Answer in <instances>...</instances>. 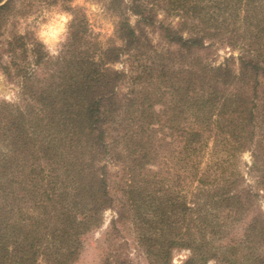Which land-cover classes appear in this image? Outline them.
Returning a JSON list of instances; mask_svg holds the SVG:
<instances>
[{"label": "trees", "instance_id": "trees-1", "mask_svg": "<svg viewBox=\"0 0 264 264\" xmlns=\"http://www.w3.org/2000/svg\"><path fill=\"white\" fill-rule=\"evenodd\" d=\"M26 1L0 0V35ZM101 1L106 47L68 5L58 56L0 42V264H77L108 211L103 264H137L129 224L147 264H264V0Z\"/></svg>", "mask_w": 264, "mask_h": 264}, {"label": "rangeland", "instance_id": "rangeland-1", "mask_svg": "<svg viewBox=\"0 0 264 264\" xmlns=\"http://www.w3.org/2000/svg\"><path fill=\"white\" fill-rule=\"evenodd\" d=\"M67 5L71 6V8L79 9L85 14L98 43L106 47L113 35L116 17L106 10L104 2L101 0H73ZM67 5L62 0L59 3H53L51 0H27L20 7L22 13L11 19L6 29L1 32L0 42L12 38L15 34H30L45 44L52 57L58 56L66 41L69 26L73 20V15L69 10H66ZM172 20L174 23L178 22L176 18ZM56 22L62 26V31H60L59 36L53 41L42 33L47 31L46 26ZM132 22H136L135 17H132ZM154 39L157 40V36L154 35ZM230 54V49L220 48L216 63H222ZM235 55H238V52H235ZM122 66L117 65V68L122 69ZM0 100L20 101L18 85L10 83L1 72ZM241 162V166L244 163L251 165L252 158L250 153L244 154ZM243 169L247 179L253 182L251 176L247 174V169L244 167ZM112 170L117 171L118 169L112 168ZM114 216V212L108 211L105 215L103 228L85 238V247L77 264H103L109 244L113 242L108 232ZM121 231L122 237L119 241H128L129 247L126 253L130 255L131 260L137 264H147L146 256L137 243L136 232L133 226L129 224L121 228ZM188 255V251L175 252L174 263L181 264L187 259Z\"/></svg>", "mask_w": 264, "mask_h": 264}, {"label": "clouds", "instance_id": "clouds-1", "mask_svg": "<svg viewBox=\"0 0 264 264\" xmlns=\"http://www.w3.org/2000/svg\"><path fill=\"white\" fill-rule=\"evenodd\" d=\"M46 28L47 31L42 34L49 37L53 41L59 36L60 31H62V26L58 22L46 26Z\"/></svg>", "mask_w": 264, "mask_h": 264}]
</instances>
